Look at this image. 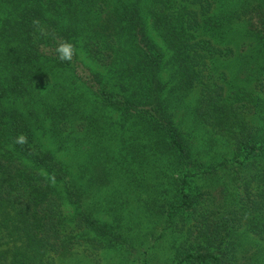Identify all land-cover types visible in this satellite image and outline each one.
I'll return each instance as SVG.
<instances>
[{
  "label": "trees",
  "instance_id": "16d2710c",
  "mask_svg": "<svg viewBox=\"0 0 264 264\" xmlns=\"http://www.w3.org/2000/svg\"><path fill=\"white\" fill-rule=\"evenodd\" d=\"M255 51L264 0H0V264L131 253L130 193L166 264H264Z\"/></svg>",
  "mask_w": 264,
  "mask_h": 264
},
{
  "label": "rangeland",
  "instance_id": "374dc122",
  "mask_svg": "<svg viewBox=\"0 0 264 264\" xmlns=\"http://www.w3.org/2000/svg\"><path fill=\"white\" fill-rule=\"evenodd\" d=\"M235 41L236 43H234L233 46H235L236 44L238 45V42L240 40L237 41L235 39ZM242 45L243 44H240V49L242 48ZM248 48L249 46L245 47L246 51ZM245 49L241 52L244 53ZM255 54H258L257 51H255ZM257 57L259 64L256 60H253L250 64L252 65V67H249V70L246 72L240 71L237 76L239 85L244 86L243 91H253L254 94L259 93V89L255 86L264 83V60H262L260 54H258ZM234 67H237V65L234 63L229 65L227 64L226 69L229 71L232 70ZM248 76L249 78L255 76L258 79H250L249 82L242 80L243 78ZM199 132L201 133L199 134L204 137L205 145L207 144L206 146L203 145L204 149H202L201 152V156L203 158L208 159L209 156H216L219 154H224L228 157L231 156L227 153L229 151V148L227 147L228 142H226L224 139H221L220 136L208 133V131L205 132V130H200ZM212 138H215L216 144L211 141ZM200 142V138H198V143L200 144ZM139 198H143V196L140 195V197H137V195L130 193L128 203L129 205L126 206L128 212L129 210H131V214H135L137 216V218L133 219L134 225L129 224L131 228L135 227L133 230V235H135V239L134 242H132L133 249L131 253H127L124 251L118 253L115 250H106L100 253L97 258L93 260V258L89 259L79 252L71 257L58 260L57 264H166V262L164 261L165 258L164 256H162V247L168 246V243L163 238L159 240L156 239V234L160 232L162 226L154 225L153 223L147 222L145 219H140L138 217H142L139 209ZM220 199L221 190L219 186H217L215 188L214 200L220 201Z\"/></svg>",
  "mask_w": 264,
  "mask_h": 264
},
{
  "label": "clouds",
  "instance_id": "9594fccd",
  "mask_svg": "<svg viewBox=\"0 0 264 264\" xmlns=\"http://www.w3.org/2000/svg\"><path fill=\"white\" fill-rule=\"evenodd\" d=\"M56 52L58 58L61 61H69L73 56V46L67 41H60L57 44ZM27 142V138L24 135H19L15 138V143L23 145Z\"/></svg>",
  "mask_w": 264,
  "mask_h": 264
}]
</instances>
